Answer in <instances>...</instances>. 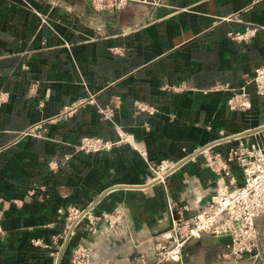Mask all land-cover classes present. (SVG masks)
Wrapping results in <instances>:
<instances>
[{"label":"crops","instance_id":"1","mask_svg":"<svg viewBox=\"0 0 264 264\" xmlns=\"http://www.w3.org/2000/svg\"><path fill=\"white\" fill-rule=\"evenodd\" d=\"M260 27L264 0L102 11L79 0H0V264H71L78 245L90 264H220L222 245L205 234L181 263L159 261L156 250L170 228L168 203L191 217L221 187L196 151L237 136L264 147V101L250 84L264 65ZM249 28L258 29L249 41L228 37ZM217 84L246 87L251 107L231 111L230 91L206 92ZM82 137L113 146L84 154ZM236 144L213 149L225 156ZM164 160L177 169L164 185L150 182L148 164ZM230 170L240 186V170ZM69 207L90 216L70 235L57 214ZM115 212L114 228L104 219L91 226ZM254 224L264 258V215Z\"/></svg>","mask_w":264,"mask_h":264},{"label":"built area","instance_id":"2","mask_svg":"<svg viewBox=\"0 0 264 264\" xmlns=\"http://www.w3.org/2000/svg\"><path fill=\"white\" fill-rule=\"evenodd\" d=\"M92 1V0H91ZM129 1L144 5H159L161 0H100L97 8L92 1L95 10H115L127 4ZM130 3V2H129ZM256 28H249L241 33H229L228 37L233 41H249L257 33ZM264 31V27H260ZM254 94L264 101V65L256 68L250 80ZM230 91L231 96L228 106L231 111H244L251 107L250 92L246 87L238 91L230 89L228 85L217 84L206 92ZM7 101V94L0 93V105ZM92 102V99H90ZM137 112H145L152 115L155 110L141 103H136ZM102 115L110 119L112 109L106 108L100 111ZM237 140L238 144L228 148L225 156L214 151V146L221 142ZM219 142V143H218ZM211 146L196 151L194 156L204 159L205 166L218 177L221 187L211 196L204 206L191 217H185L189 211L187 206H178L174 203L167 204V217L170 228L163 235L164 244L159 245L156 256L159 261L181 263L186 245L192 240L200 239L204 234L215 239L230 238L231 245H222L218 260L221 264H240L248 261L250 264H264L258 244L257 232L254 220L264 215V147L256 143H244L240 137H225ZM113 146L110 141L101 138L82 137L79 140L78 150L84 154H93L100 151H108ZM141 156H144L141 153ZM234 164L239 170L242 184L236 185V178L232 175L230 165ZM152 173L150 182L164 185L165 179L177 169L178 164L164 160L156 165H149ZM165 187V186H164ZM230 187H233L232 189ZM59 216L65 218V234L72 230L89 216L88 210H78L73 207L57 210ZM104 219L110 228L117 226L121 219L120 212L113 214H101L91 221ZM1 233V230H0ZM40 245L38 241L33 243ZM71 264H90V255L86 247L78 245L72 253Z\"/></svg>","mask_w":264,"mask_h":264},{"label":"water","instance_id":"3","mask_svg":"<svg viewBox=\"0 0 264 264\" xmlns=\"http://www.w3.org/2000/svg\"><path fill=\"white\" fill-rule=\"evenodd\" d=\"M130 3H134L133 1H129ZM84 5H86L87 7H90V8H93L92 7V2H91V0H83V2H82ZM116 10V9H115ZM258 130H260V129H258ZM258 130H256V131H258ZM256 131H252V132H250V133H253V132H256ZM213 195V194H212ZM212 195H210L209 197H208V199H207V202L208 201H210V198H211V196ZM205 204V203H204ZM211 237V236H210ZM214 241H216L217 243H219V244H221V245H231V239L230 238H220V239H215V238H213V237H211ZM184 253V252H183Z\"/></svg>","mask_w":264,"mask_h":264},{"label":"bare ground","instance_id":"4","mask_svg":"<svg viewBox=\"0 0 264 264\" xmlns=\"http://www.w3.org/2000/svg\"><path fill=\"white\" fill-rule=\"evenodd\" d=\"M92 1H94V5L97 7V8H103V7H100V0H92ZM91 1V2H92Z\"/></svg>","mask_w":264,"mask_h":264},{"label":"rangeland","instance_id":"5","mask_svg":"<svg viewBox=\"0 0 264 264\" xmlns=\"http://www.w3.org/2000/svg\"><path fill=\"white\" fill-rule=\"evenodd\" d=\"M79 1L83 2V0H79ZM128 3H129V2H128ZM123 5H124V3H123ZM244 262H246V261H241L240 264H242V263H244ZM220 264H221V263H220Z\"/></svg>","mask_w":264,"mask_h":264}]
</instances>
